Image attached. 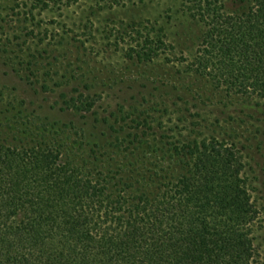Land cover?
<instances>
[{
	"label": "trees",
	"instance_id": "obj_1",
	"mask_svg": "<svg viewBox=\"0 0 264 264\" xmlns=\"http://www.w3.org/2000/svg\"><path fill=\"white\" fill-rule=\"evenodd\" d=\"M25 1L43 10L76 0ZM232 2L181 0L202 27L186 69L226 94L264 100V0ZM137 33L128 57L165 50L159 34ZM169 151L172 168L162 174L157 162L75 164L44 134L0 141V264H252L264 200L240 150L204 136Z\"/></svg>",
	"mask_w": 264,
	"mask_h": 264
},
{
	"label": "rangeland",
	"instance_id": "obj_2",
	"mask_svg": "<svg viewBox=\"0 0 264 264\" xmlns=\"http://www.w3.org/2000/svg\"><path fill=\"white\" fill-rule=\"evenodd\" d=\"M138 31L162 36L165 50L128 57L139 49ZM201 32L181 0H76L43 10L0 0V141L44 134L75 164L157 162L164 174L173 143L215 136L240 150L264 200V100L226 94L187 71ZM261 218L252 264H264Z\"/></svg>",
	"mask_w": 264,
	"mask_h": 264
}]
</instances>
